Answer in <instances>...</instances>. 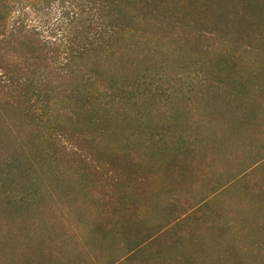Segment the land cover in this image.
Returning a JSON list of instances; mask_svg holds the SVG:
<instances>
[{"label": "trees", "instance_id": "obj_1", "mask_svg": "<svg viewBox=\"0 0 264 264\" xmlns=\"http://www.w3.org/2000/svg\"><path fill=\"white\" fill-rule=\"evenodd\" d=\"M40 11L56 15L49 37L23 18L26 12L37 16ZM231 26L252 29L247 35L238 32L237 42L241 38L243 42L264 43L261 33L253 35L264 28V0H0V101L15 108L29 127L27 137L13 150L0 152V208L6 210L8 206L17 214L27 211L41 197L40 190H47L45 171L49 165L65 156L91 159L93 184L101 174L108 173L105 160L117 166L114 176L108 175L115 188L104 182L95 185L105 196L101 200L91 198L92 215L99 218L89 240L74 235L72 229L71 238L55 244L30 242L27 248L39 252L23 250L26 256L17 258L18 264H88L92 257L87 255L91 253L97 260L105 256L99 264H188L186 256L191 252L200 254L202 246L212 249L219 242L222 245L216 252L229 253L224 233L208 241L198 234L200 229H211L213 220L206 217L199 222L195 207L171 223L145 230L141 214L144 206L164 197L167 203L172 197L164 175L186 171L194 156L193 148L184 146L186 141L181 143L184 139L178 135L180 130L156 124L148 128V147L164 146L172 154L180 153L181 158L153 164L140 170L141 175L132 163L114 161L120 156L118 148L102 147L100 143L106 132L102 126L120 125L129 140L130 128L146 122L144 114L152 98L143 95L149 79L163 66V44L172 45L174 56L181 58L200 43L224 45ZM211 64L215 65L213 74L223 82L209 87L224 90L228 84L225 78L236 68L240 76L236 82L245 75L255 90L264 89V67L257 74L252 69L239 72L236 59L230 62L218 58ZM255 90L241 89L240 98L243 96L249 104L264 102V95L259 100ZM161 117L156 115L155 123L163 124ZM170 133L172 141H166L164 137ZM261 163H248L237 177L252 205L261 199ZM39 168H43L41 174H37ZM247 170L255 172L252 179L245 178ZM144 180L147 190L141 186ZM133 185L139 187L134 189ZM252 205L249 207L254 208ZM1 223L0 236L6 230ZM32 225L38 226L31 223L26 230ZM114 243L121 245L115 254L111 253ZM200 263L196 260L189 264Z\"/></svg>", "mask_w": 264, "mask_h": 264}, {"label": "rangeland", "instance_id": "obj_2", "mask_svg": "<svg viewBox=\"0 0 264 264\" xmlns=\"http://www.w3.org/2000/svg\"><path fill=\"white\" fill-rule=\"evenodd\" d=\"M23 18L27 23L38 26L43 36L49 37L53 32L49 28L55 26L56 15L53 12L48 15L40 11L35 16L26 12ZM236 26L229 29L224 45L200 43L192 52H184L181 58L174 56L172 45L163 44V66L158 68L160 72L149 79L147 91L143 95L144 98H152L151 104L148 105L149 111L144 114L146 122L143 126L130 128L132 134L129 140L125 139L126 134L120 125L101 127L106 132L100 145L118 148L120 156H113L114 161L132 163L137 171L153 164L166 163L169 159L181 158L180 153L176 151L172 154L167 147L156 149L146 145L148 128L155 127V124L180 130L178 135H182L184 139L181 143L186 141L184 146L193 148L194 156L190 157L191 163L187 165L186 171L179 170L174 175H164L169 180L166 183L171 186L168 192V195H172L170 200L165 203V197L157 199L154 202L156 204L144 206V212L141 210L146 231L171 223L193 207L198 213L199 222L202 218L211 217L213 227L208 231L200 229L198 234L208 241L224 233L225 239H228L226 248L229 247V253L224 255L216 252L222 245L220 242L216 247H211L212 249L202 246L204 250L200 254L195 250L186 256L188 264L196 260L201 262L200 264H242L240 261L247 264H264V171L258 173L263 187L259 188L261 199L253 205L250 198L244 197L241 182L237 178L247 169L248 163L261 160L260 165H264V102L249 104L246 100L243 101V96L240 98L241 89L245 92L249 91V88L255 90L256 87L250 83L251 80L245 79V75L240 80L243 84L236 82L235 78L240 79L235 73L236 68L231 69L233 72L225 78L228 84L224 90L209 87L210 84L221 85L223 82L212 72L215 65L212 66L211 63H215L218 58H226L230 62L236 59L240 65L237 70L241 73L242 69H252L257 74L263 70L264 43L243 42L241 38L237 42L240 36L238 32L247 35L252 29H247L246 26L237 29ZM260 33L264 36V28L253 35ZM202 55L204 58H201ZM258 80L262 79L259 77ZM212 91L214 93L210 94ZM255 91V94L260 96L259 100L262 99L263 87ZM156 115L162 116L161 123L165 122L155 123ZM28 132L29 127L19 112L0 101V152L2 149L4 153L13 150L18 141L27 137ZM154 137L157 138L158 135ZM164 139L172 141L171 133ZM67 145L71 150L70 144ZM104 163V170L108 173L104 176L101 174L99 181L93 184L90 180L95 176L89 174L92 171L89 167L91 159L69 155L58 161L54 160L45 171L47 190H40V196L45 201L40 197L27 211H19L18 214L9 211L8 206L5 207L6 210L2 206L1 227L6 230L0 236V264H18L17 258L26 256L22 254L23 250L27 249L28 253L33 254L39 252L34 248H27L30 242L42 244L47 241L55 244L66 237L71 238L72 229L76 231L74 235L89 240L93 225L99 218L92 215L91 198L99 197L101 200L105 196L95 185L104 182L115 188L112 181L108 180V175L114 176L116 163L108 160ZM58 168L62 169V172ZM42 169L39 168L37 174H41ZM138 174L141 175V171ZM254 175L253 171L245 172V178L248 180ZM157 181H160L159 178ZM141 186L145 187V180ZM137 187L139 186L133 185L134 189ZM149 188L154 190L151 185ZM254 191L256 192L257 188L251 190V193ZM204 200L206 201L202 202ZM148 201L151 203L150 197ZM251 205L254 208H250ZM225 216L229 218L224 219ZM31 223L38 226L32 225L30 230H26V226ZM64 247L66 248L65 245ZM111 248V253L115 254L121 245L114 243ZM87 256L92 257L96 264L105 258L103 256L97 260L92 253Z\"/></svg>", "mask_w": 264, "mask_h": 264}]
</instances>
